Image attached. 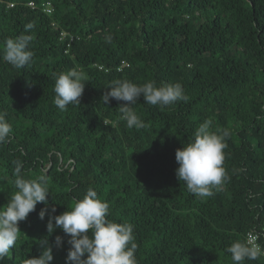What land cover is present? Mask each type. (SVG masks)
<instances>
[{
  "label": "trees",
  "instance_id": "16d2710c",
  "mask_svg": "<svg viewBox=\"0 0 264 264\" xmlns=\"http://www.w3.org/2000/svg\"><path fill=\"white\" fill-rule=\"evenodd\" d=\"M29 1L0 0V112L13 128L0 145V210L21 161L25 178L47 177L53 215L93 188L109 220L134 226L137 264H233L226 249L249 232L264 246V0ZM29 22L35 28L25 33ZM21 34L33 36L34 57L17 69L2 49ZM70 69L85 73L86 84L80 103L61 111L54 74ZM118 80L178 82L188 100L161 107L141 96L131 107L145 127L129 128L119 111L126 102H103ZM206 119L212 131L230 132L229 179L200 198L178 181L175 151ZM44 207L19 222L0 264H25L39 255L40 239L52 244L57 235L63 244L53 246L50 264H65L69 237L47 233ZM244 264H264V255Z\"/></svg>",
  "mask_w": 264,
  "mask_h": 264
},
{
  "label": "clouds",
  "instance_id": "9594fccd",
  "mask_svg": "<svg viewBox=\"0 0 264 264\" xmlns=\"http://www.w3.org/2000/svg\"><path fill=\"white\" fill-rule=\"evenodd\" d=\"M35 28L29 22L25 25V33ZM112 37L106 36V42ZM31 34H21L15 38H7L3 43L2 58L17 69L29 67L34 57L30 45ZM54 104L61 111L69 105H77L85 88V73L77 69L54 74ZM103 94L106 105L110 99L124 101L119 107L120 119L127 127L141 129L145 122L136 114L132 105L143 96L144 102L153 106H169L178 100L187 102L180 83L166 84L160 87L154 81L137 85L128 80H118L109 85ZM212 121L206 119L195 131L190 143L183 144L175 151L178 167L175 175L183 181L187 190L200 198L211 197L213 189L222 187L229 179L224 168L227 147L226 138L230 136L227 129L212 131ZM13 132L6 119V113L0 112V145L9 141ZM14 169V186L16 191L6 207L0 210V261H3L14 248L19 238V222L35 211L37 203L44 204L38 216L41 220L48 215L46 230L51 235L60 229L69 237L70 245L65 257V264H137L135 252L134 226L130 223H118L109 220V204L102 201L93 188H89L83 199L74 202L70 210L53 215L55 207H48L49 186L46 176L36 179L25 178L22 162L16 161ZM259 234L249 232L245 238L235 240L227 247L233 264H244L246 260H256L264 255V246L257 243ZM63 238L57 235L52 244L48 239L39 240V255L28 258L25 264H50L53 260V246L60 248Z\"/></svg>",
  "mask_w": 264,
  "mask_h": 264
},
{
  "label": "built area",
  "instance_id": "2783aa9c",
  "mask_svg": "<svg viewBox=\"0 0 264 264\" xmlns=\"http://www.w3.org/2000/svg\"><path fill=\"white\" fill-rule=\"evenodd\" d=\"M12 5V3H10V6ZM28 5L30 6V7H35V1L34 0H30L29 2H28ZM43 10L46 12V13H51L52 12V10H53V7H52V5H51V3H50V1H46V2H43ZM52 25L54 26V23H52ZM258 243V242H257Z\"/></svg>",
  "mask_w": 264,
  "mask_h": 264
}]
</instances>
